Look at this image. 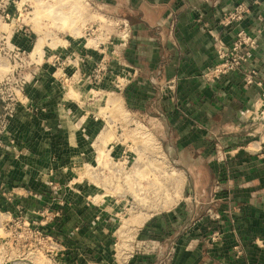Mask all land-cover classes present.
Segmentation results:
<instances>
[{"label":"crops","instance_id":"obj_1","mask_svg":"<svg viewBox=\"0 0 264 264\" xmlns=\"http://www.w3.org/2000/svg\"><path fill=\"white\" fill-rule=\"evenodd\" d=\"M89 2L98 14L95 47L83 40L66 41L60 50L48 52V80L40 89L14 105L1 100L4 205L15 215V203H30L42 217L45 200L67 186L62 162L81 157L86 138L93 136V115L69 98L67 89L95 86L86 77L105 60L100 87L119 94L133 117L155 124L164 154L187 172L181 199L170 209L150 214L135 229L133 261L264 264V0ZM239 4L247 13L224 26ZM104 30L111 34L110 42H103ZM239 31L256 42L243 69L257 74L254 82L247 85L242 71L207 81L205 74L216 63L217 41L229 46ZM116 82L121 91L114 88ZM12 105L15 110L8 117ZM74 198L54 202L67 206ZM208 210L218 219H211ZM52 215L54 219L59 213ZM74 217L80 233L99 232L101 212L84 209Z\"/></svg>","mask_w":264,"mask_h":264},{"label":"rangeland","instance_id":"obj_2","mask_svg":"<svg viewBox=\"0 0 264 264\" xmlns=\"http://www.w3.org/2000/svg\"><path fill=\"white\" fill-rule=\"evenodd\" d=\"M97 18L89 0H0L1 110V100L14 105L48 80V52L68 40L94 48ZM67 90L93 115V136L86 138L81 157L62 162L70 181L45 200L44 216L35 215L30 203L21 206L15 200V215L9 206L0 208V264H138L131 257L135 229L181 199L187 172L164 154L156 125L129 114L109 87ZM6 195L0 194V203ZM72 196L76 201L70 205L54 202ZM84 209L102 213L96 234L80 233L74 216ZM54 213L59 216L51 219Z\"/></svg>","mask_w":264,"mask_h":264},{"label":"built area","instance_id":"obj_3","mask_svg":"<svg viewBox=\"0 0 264 264\" xmlns=\"http://www.w3.org/2000/svg\"><path fill=\"white\" fill-rule=\"evenodd\" d=\"M247 13V7L244 4H239L235 6L232 12L229 14L227 21L224 23V26H229L234 20H239L244 14ZM98 33V37L100 36V31L96 28L93 31L94 33ZM103 42L111 41V34L106 33L105 30L102 32ZM97 37V38H98ZM102 42L97 44V47L100 48ZM256 48L255 40L245 34L243 31H239L233 40V42L229 46H225L221 43V41H217L216 47V63L215 65L205 74V78L209 82H215L222 78L225 75L234 72L242 71L245 77V83L247 85H251L254 82V78L256 77V73L251 70L249 73L245 74L244 67L249 62L252 57L253 51ZM63 64V62H62ZM107 63L105 60L99 61V63L93 66L91 73L88 77H86V81L95 86H101L104 82L105 75L107 72ZM259 84V83H258ZM122 85L119 82L115 83L114 88L117 91H121ZM264 96V92L262 93ZM51 187L55 189V187L49 183ZM7 201L10 202L11 199L7 198ZM19 209V206L16 207ZM209 217L211 219H218V216L213 213L211 210L207 211ZM238 251L237 248H235ZM239 252V251H238Z\"/></svg>","mask_w":264,"mask_h":264},{"label":"trees","instance_id":"obj_4","mask_svg":"<svg viewBox=\"0 0 264 264\" xmlns=\"http://www.w3.org/2000/svg\"><path fill=\"white\" fill-rule=\"evenodd\" d=\"M44 193H45V194H48L47 192H44ZM4 204H6L5 201H2V202L0 203V208H1V209L6 207V206H4ZM6 208H9V209H10V207H6Z\"/></svg>","mask_w":264,"mask_h":264},{"label":"bare ground","instance_id":"obj_5","mask_svg":"<svg viewBox=\"0 0 264 264\" xmlns=\"http://www.w3.org/2000/svg\"><path fill=\"white\" fill-rule=\"evenodd\" d=\"M142 139H143V138H142ZM150 193H151V192H150ZM142 223H143V222H142ZM142 223H141V224H142ZM135 225H138V224H135Z\"/></svg>","mask_w":264,"mask_h":264}]
</instances>
